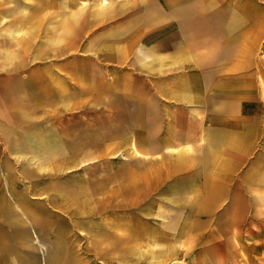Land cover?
Wrapping results in <instances>:
<instances>
[{
    "label": "crops",
    "instance_id": "crops-1",
    "mask_svg": "<svg viewBox=\"0 0 264 264\" xmlns=\"http://www.w3.org/2000/svg\"><path fill=\"white\" fill-rule=\"evenodd\" d=\"M146 1L136 24L113 13L122 0L0 13V264H127V220L103 212L126 211L129 187L139 194L159 159L191 146L175 137L160 148V100L200 115L201 161L213 168L261 155L264 0ZM134 91L140 105L128 107ZM100 163L133 167L91 169ZM135 254L160 263L150 249Z\"/></svg>",
    "mask_w": 264,
    "mask_h": 264
},
{
    "label": "rangeland",
    "instance_id": "rangeland-1",
    "mask_svg": "<svg viewBox=\"0 0 264 264\" xmlns=\"http://www.w3.org/2000/svg\"><path fill=\"white\" fill-rule=\"evenodd\" d=\"M15 1L0 0V13H67L66 4L70 6L71 1L74 7L82 1L91 8L98 6V0H23L22 5L15 8ZM109 1L118 5L117 0ZM122 1L128 3L126 8L113 13H129L128 22L136 24L135 13H146L148 2ZM160 2L167 6V0ZM48 4L53 7L46 8ZM119 20L114 19L113 22ZM125 68L127 80H131L129 73L135 67ZM127 95L128 107L140 105L134 99L137 97L135 91ZM251 101L245 99L243 105L247 107ZM141 106L151 108L150 103ZM159 110L156 139L160 148L165 143L176 141L175 137L186 140L191 146L184 159H159L153 168L159 178H145L139 194L129 187L126 211L103 212L109 219L121 216L127 220V264H151L150 254L138 259L134 257L135 249L140 247L157 253L159 264H264L263 141L258 148L261 155L255 162L220 163L213 168V164L201 161L200 115L191 116L187 108L163 100L159 102ZM141 122L146 132L151 120L144 116ZM143 143L149 147L151 136H145ZM132 167L130 163H100L91 169L126 171ZM168 174L172 177L168 178ZM17 182V179H10L9 185L14 187ZM5 186H8V180L0 177V192ZM36 213L48 219L54 218L41 209Z\"/></svg>",
    "mask_w": 264,
    "mask_h": 264
}]
</instances>
